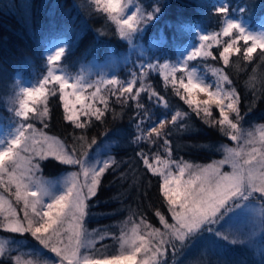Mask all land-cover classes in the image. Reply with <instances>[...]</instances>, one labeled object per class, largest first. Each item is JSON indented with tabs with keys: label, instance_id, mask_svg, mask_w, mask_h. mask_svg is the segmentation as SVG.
Instances as JSON below:
<instances>
[{
	"label": "trees",
	"instance_id": "obj_1",
	"mask_svg": "<svg viewBox=\"0 0 264 264\" xmlns=\"http://www.w3.org/2000/svg\"><path fill=\"white\" fill-rule=\"evenodd\" d=\"M123 2L124 13L130 9L138 14V29L130 39L119 34L117 20L104 12L95 0H0V117L17 77L30 76L43 69L44 52L53 40L66 38L61 61L72 70L87 61L131 54V60L115 76L114 81L118 83H109L101 94L107 109L101 98L94 103L105 112L100 121L81 115L80 120L86 127L78 129L65 119L58 90L47 99L46 128L50 133L57 134L71 148L76 147L79 156L83 142L78 138L81 136L87 143L96 141L88 152L107 144L110 161L116 162L101 177L97 194L88 200L84 219L85 227L99 236L92 251L100 256L115 252L124 220H143L160 228V217H169V206L161 190L162 177L154 175L144 165L145 157L152 159L170 148V157L176 162L204 163L220 158L222 146L235 142L218 125L206 123L203 114L198 115L181 99L183 89L178 94V86H174L171 79L165 80L159 65L177 60L203 35H218L219 41L207 51L212 55L190 60L188 68L177 69L175 79H186L189 68H194L215 90L219 76L227 75L231 83L221 82V86L229 91L234 88L239 96V124L243 133L264 122V56L261 55L264 49L257 48L251 60L245 59L244 51L252 42L240 39L238 29L228 36L223 35L226 19L241 17L253 26L261 22L264 0ZM218 7H225L227 11L218 13ZM233 40L238 41L236 47L240 52L233 53L229 64L224 65L220 53ZM133 80L132 93H122V88ZM140 89L143 91L136 96ZM153 93L163 96L168 107L157 103ZM200 98L206 99L203 94ZM177 111L187 115L179 118L175 125L166 123L160 136L155 133L148 136L151 127L170 121ZM212 114L211 119H219L215 106ZM230 118L237 122L235 113H230ZM40 167L46 177L56 176L64 169L61 163L49 158L40 161ZM10 234L20 240L21 249L34 245V238L28 233ZM0 264H16V261L11 255L9 258L4 255Z\"/></svg>",
	"mask_w": 264,
	"mask_h": 264
},
{
	"label": "snow or ice",
	"instance_id": "obj_2",
	"mask_svg": "<svg viewBox=\"0 0 264 264\" xmlns=\"http://www.w3.org/2000/svg\"><path fill=\"white\" fill-rule=\"evenodd\" d=\"M95 2L114 21L125 8L123 0H95ZM216 11L225 13L227 9L218 7ZM118 22L119 34L122 37L130 39L131 34L138 29L139 22L135 12L127 18H119ZM225 25L224 36L238 29L240 39L252 42L251 47H246L244 51L245 59L251 60L257 48L264 49V35L251 33L245 35V29L230 19H226ZM201 39L215 41L217 37L216 35L204 36ZM237 44L238 41L233 40L223 48L220 56L224 65L229 64L233 53L240 52V48L236 47ZM208 46L202 45L205 48ZM63 54L64 48L57 49L53 55L48 57L50 65L59 62ZM201 55L210 56L212 53L197 49L188 59L191 60ZM261 55L264 56V52ZM163 68L169 73L165 75V80L171 79L172 84L178 86L177 93L180 94V89H183V93L180 94L181 99L198 115L203 114L206 123L218 125L226 136H230L231 140L238 144L235 148H224V159L204 166L187 162L165 161L159 156L156 157V164L150 163L147 157L143 159L144 165L154 175L162 177V195L166 198L175 221L174 224H168L163 217H160L166 232L162 233L159 229H153L147 236H140L133 229L131 239L122 238L119 254L103 255L101 258L81 255L82 248L91 249L93 247V242L87 238L84 227L87 201L97 194L101 177L110 165L116 162L103 160L89 164L86 159L88 149L96 145L95 140L87 143L84 136L79 137L78 140L83 142L80 145L83 158H77L78 149L76 147L69 151L62 141L33 129L31 125L28 129L23 127L18 129V134L10 140L8 145L0 147V186L8 192H12L14 186L15 191L12 195L15 197V204L20 202L23 204V218L21 219L13 201L0 194V216L4 219L0 227L13 233L30 232L40 244L60 258L59 264H160L157 257L159 255L162 259L166 255L167 249L164 245L169 242L168 236L184 241L187 236L199 230L206 223L217 222L221 209L228 207L230 202L236 198L247 199L256 192L264 197V126H261L258 134L256 132L243 133L239 124L241 116L239 96L234 88L229 91L221 86V82L231 83L229 77L221 74L213 90L212 85L205 83L195 73L188 75L186 79L181 78L177 81L174 76L177 71L175 67L169 69V66L165 64ZM54 72L55 68H52L46 80L54 79L59 83L63 92L61 98L66 113L65 119L74 123L78 129L86 127L85 123L80 120L81 115L95 117L97 121H100L105 112L95 107L94 103H86L88 98L83 94V85L69 84L67 78L54 75ZM110 83L118 82L113 80ZM134 83V80L129 81L128 86L122 88V93L131 94ZM140 91L143 89H140L136 96ZM44 92L43 84L39 88H22L20 93L22 98L19 100L20 115L27 117L29 112H35L36 109L30 105L42 97ZM98 92L99 89H97ZM97 93H93V97ZM201 94L206 99H201ZM152 95L156 96L157 103L163 104L165 108L168 107V102L163 96L156 93ZM101 102L104 103L106 110V100L101 97ZM213 106L218 109V120L211 119ZM230 113H235L237 122L230 118ZM47 114L48 110L45 108L40 117L43 118ZM186 115L187 113L177 111L171 116L170 121H161L158 127H151L148 136L150 137L153 133L160 136L161 129L166 123L175 125L179 118ZM241 140H243L242 146L240 145ZM165 144H168L167 140ZM108 148L109 145H103L104 151ZM168 154L171 155L170 148ZM49 157L65 165H77L80 168L79 172H72L63 179V187L59 192L55 190L53 182L37 175L41 171L39 161ZM173 166L176 168L175 172L172 171ZM225 166H229L231 171H223ZM149 236L158 240L154 248L150 247ZM101 239L104 237L102 236ZM174 252L175 248H173ZM4 255L5 246L0 243V257ZM138 257L141 258L138 259ZM15 260L16 264H33L30 260L22 261L19 256ZM43 264H49V262L44 261Z\"/></svg>",
	"mask_w": 264,
	"mask_h": 264
},
{
	"label": "rangeland",
	"instance_id": "obj_3",
	"mask_svg": "<svg viewBox=\"0 0 264 264\" xmlns=\"http://www.w3.org/2000/svg\"><path fill=\"white\" fill-rule=\"evenodd\" d=\"M133 12L136 13V11L129 9L125 13L124 11L120 13V16L122 18H127V16L131 15ZM121 17L118 16L117 22ZM137 17L138 14L136 13V19ZM232 21L237 22L245 29V35L248 33L264 35V17L262 21L256 26H253L250 21L241 17H235ZM118 26L120 31L119 22ZM204 36L212 37L213 34L208 33L202 37ZM216 37L217 39L215 41L211 39L207 41L200 39L199 42L188 47L185 53L182 54L177 60L173 62H165L159 65L158 67L160 71L164 76L169 74L163 68L165 64L169 66V69L172 67H175L176 69L188 68V64L190 62L188 57L197 49H200L202 52L209 51L210 47L219 41V36L216 35ZM66 45L67 40L64 37L51 41L47 45L44 52L45 59L43 63V69L37 73H32L30 76L22 75L17 77L14 91L6 98L5 112L0 117V147H6L10 140L18 134V129L21 127L28 129V126L31 125L33 129L44 132L48 136L55 137L62 141L66 148H68L70 151L72 148L68 144H66L57 134H52L47 130V115L43 118L40 117V114L45 108H47V99L51 93H54L56 90H58L60 92V98L63 95V92L57 81L54 79L46 80L49 72L52 70V68H55L54 75H60L67 78L69 84L83 85V94L88 98L86 103H96L97 99L103 97L101 94L105 92L107 87L110 85V81L115 80L118 70L131 60V54L128 52L127 54H122L121 56L106 57L102 61H87L80 64L79 69L77 70H72L66 64L62 63L61 60L55 65H50L48 57L53 55L59 48H64L65 50ZM202 45L209 46L205 48L202 47ZM193 73L200 77L194 68H189V75ZM42 84L45 89L44 95L30 105L31 107L35 108L36 111L29 112L27 117L20 115L21 109L19 100L22 98L20 95L22 88H39ZM97 89H99L98 93ZM68 91H71V89H68ZM93 93H97V95L93 97ZM261 126H264V122L255 125L247 132H256L258 134ZM247 132H244V134ZM240 145H243V140L240 141ZM237 146L238 144L236 141L234 144H224L222 146V156L216 160L204 163H187L204 166L213 163L214 161L222 160L224 159L225 155V147L235 148ZM257 147H259V145H257ZM164 153L165 154H157L152 159H149V162L156 164L157 156H159L161 160L175 161L168 155V151H166V149L164 150ZM77 158L83 157L81 155H77ZM49 159L56 160L52 157H49ZM86 159L89 164H94L96 161L111 160L107 151L103 150V146L95 148V150L92 152H88V157ZM59 163L63 165L64 169L56 176L46 177L41 174V171L37 173L38 176L48 180L49 182H53L57 192L62 190V181L66 176L72 172L80 171V168L77 165H65L62 162ZM172 171H176L174 166L172 167ZM223 171H231V168L229 166H225ZM14 191L15 188L13 186L12 192ZM12 192H8L3 186H0V194L6 196L9 200H12L15 204V197L12 195ZM15 206L22 219V202L15 204ZM164 221H166L168 224L175 223L170 210L169 217L167 219L165 218ZM0 223H4L2 216H0ZM85 229L87 238L93 242V247L91 249L82 248L81 255H89L92 258H101L103 255H95V253L92 251L98 242L99 236L95 234L94 231L89 230L86 227ZM133 229H135L136 233L140 236H147V234L153 229H159V231L162 233L167 231L163 222L162 226L157 228L156 226L143 220H124L120 226V233H118L117 248L115 252L110 255L120 253L122 238L131 239L133 236ZM10 233L13 232L8 231L6 228L0 227V243L4 244L5 246V258H9L11 255L14 257V259L19 256L21 257L22 261L26 262L30 260L33 262V264H43L44 261H48L49 264H59L60 258L57 257L55 253L51 252L50 249L45 248L42 244H40V242L36 240L30 232L26 233L33 237L35 242L31 248H25V250L20 248V240L14 238ZM263 237L264 197H262L260 193L256 192L248 196L247 199L238 197L234 201L230 202L228 207L221 209L220 218H218L217 222L206 223L199 230L187 236L184 241H180L172 236H168L167 239L169 242L164 245L165 249H167L166 255L162 259L159 257V255L157 258L160 264H264ZM148 239L151 241L150 247L154 248L158 244L157 239L151 236H149ZM173 248H175L174 253ZM11 251L15 252L11 254ZM139 258L141 257H138V259Z\"/></svg>",
	"mask_w": 264,
	"mask_h": 264
}]
</instances>
